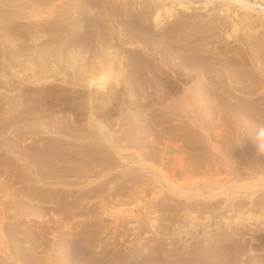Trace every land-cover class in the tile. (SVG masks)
Listing matches in <instances>:
<instances>
[{"label": "rangeland", "instance_id": "rangeland-1", "mask_svg": "<svg viewBox=\"0 0 264 264\" xmlns=\"http://www.w3.org/2000/svg\"><path fill=\"white\" fill-rule=\"evenodd\" d=\"M30 1L1 0L0 6L3 2L11 7L3 4L7 9L2 6L0 12L3 17L14 16L15 12L26 15L30 13L28 3L36 1L42 11L53 12L56 17L65 12L76 21L85 13L92 18L101 17L102 54L112 64L108 81L118 92L119 103L114 104L108 88L79 87L64 82L62 77H44L41 81L31 78L20 84L23 76L11 68L10 72L0 69V82L7 83V87L0 88V101L4 102L0 105V264H9L2 258L12 257L17 246L21 252L24 247L33 250L32 241L43 242L38 250L43 264H47L51 254L65 248L77 254L84 264H264V153L255 145L264 140V124L251 118L252 136L240 138L238 134L244 127L240 128L234 117L244 109L254 116L264 115V59L258 58L259 53H264V0H184L188 9L177 0H94V7L90 0ZM155 1L166 6L160 24L154 20L155 7L149 4ZM136 5L147 7V14L138 15ZM133 25L144 31V39L140 40V35L130 38ZM24 27L28 26L18 29L21 34L27 29ZM163 33L173 39L180 37L178 33L187 35L185 39L191 47L211 60L213 56L230 59L233 54L239 58L237 52L243 53L240 59L249 62L245 66L248 71L238 70L236 78L248 87L244 92L232 90L233 95H206L203 105L185 108L181 104L184 91L197 85L195 79L180 80L176 69L139 53L163 66L156 72L160 82L174 81L177 87L172 86L173 92L149 87L153 81H146L147 76L143 75L144 80L140 81H145V91L133 94L121 63L122 57L128 56L125 50L167 47L156 40ZM1 52L5 50L0 48ZM248 74L249 83L245 78ZM54 82L64 86V90L52 88ZM227 82L224 79L217 86L228 88ZM79 89L72 95V90ZM152 90L162 92L165 104L161 105L158 95H148ZM44 91L55 94L62 102L77 99L75 106L81 105L79 98L89 92L100 93L101 97L94 104H87L88 108L62 114L64 121L73 118L85 128L79 135L53 133L52 118H34L32 114L8 123L11 117L2 112L5 105L12 107L18 99L31 100ZM67 93L73 98H63ZM28 104L31 106L32 102ZM167 104H171V113ZM38 148L50 151L41 162ZM36 165L44 171L40 182L31 168ZM154 189H159V193L155 195ZM37 191L44 192L50 201L35 199L33 194ZM38 230L44 236H37ZM23 235L22 241L19 237ZM71 241L73 244L68 245Z\"/></svg>", "mask_w": 264, "mask_h": 264}, {"label": "bare ground", "instance_id": "bare-ground-1", "mask_svg": "<svg viewBox=\"0 0 264 264\" xmlns=\"http://www.w3.org/2000/svg\"><path fill=\"white\" fill-rule=\"evenodd\" d=\"M50 1H53V0H50ZM235 1L245 3L246 0H235ZM235 1L233 0L234 3H235ZM22 2H26V1H22ZM88 2L90 4H92V7L95 6L94 0H92V1L90 0ZM189 2L192 3L193 1L189 0ZM68 3H70V2H68ZM177 3L179 5H181L182 7L186 6L187 9L189 8V6H187V4L185 3L184 0H177ZM3 4L7 5V3L2 2V6H3ZM8 4H9V2H8ZM28 4L30 7V13H27L26 15H22V14H24V12H22L21 14H20V12H15L14 16L10 15V17H3L2 15H4V14H2L0 12V48H1V50H5V52L0 53V65H1L0 69L6 70L7 72H10V68H11L13 70V73L16 72L18 75L23 76V79H21L20 84L28 83L26 80L31 79V78L35 81L36 80L41 81V79L44 77L45 78H54V79L62 77V80L64 82H70V83H73L75 85H78L79 87L87 86L88 88H91L93 86H100L101 88H103V90L105 88H108L109 93L112 96H114L113 97V101H115L114 104L115 103L118 104L119 103V101H118V97H119L118 95L119 94H117L118 92L116 93V91H113L112 85H110V82L108 81V78L109 77L111 78V76H112V69H111L112 64L110 63V60L107 57V55L102 54V51L104 50V49H102V46L104 44V42H103L104 38H103L102 34H104V32H102V30H100V27H99V26L103 27L102 26L103 24H101V21H102L101 17L99 16L100 20H99V17L98 18L97 17L92 18L93 16L90 17L91 15L89 14L90 15L89 16L84 11L85 14L82 13L83 14L82 17L79 14L80 15V19L78 18L79 20L76 18L77 21H79V23H80L79 25H77L76 24L77 21L73 20V19H75V17L73 19H71L72 18L71 13L69 15L68 13L66 14V12H65L63 15H61V16L59 15V17H56L53 15V12L42 11L40 8L41 6L38 5L36 3V1H32V4H30V3H28ZM80 4H84V3H80ZM80 4H78V5H80ZM149 4L153 5L155 7L154 13H153L155 16L154 20L158 24L162 23L163 22L162 13H163V10H166V6L161 5L162 3L160 5H158V2H156V1L151 2ZM2 6H0V9H3V7L6 8V6H3V7ZM9 6H10V4H9ZM9 6L7 5V7H9ZM49 6H51V5H49ZM14 7H15V5H14ZM27 7H28V5H27ZM80 7H81V5L79 6V8ZM24 9H26V8H24ZM146 9H148V8L145 7L144 9H141V7H138V5H136L135 11L137 12L138 15L144 16V14H147ZM11 10H14V9H11ZM50 10H52V8ZM80 10H81V8H80ZM0 11H2V10H0ZM263 11H264V9H263ZM9 12H12V11H9ZM167 12H168V9L164 13L166 14ZM6 13H7V11H6ZM6 13H5V16H6ZM130 13H132V12H130ZM11 14H13V13H11ZM134 14H135V12H134ZM79 15H77V16H79ZM128 15H130V14H128ZM182 17H183V15H182ZM244 17H245V15H244ZM40 18H42L43 20H41ZM92 19H94V22L91 21ZM21 20H25V21L21 22ZM133 20H135V19H133ZM43 21H45V22H43ZM95 21L98 22L97 25H94V23L96 24ZM82 23H84V25ZM233 23H234V21H233ZM132 24H134V23H132ZM180 24L183 25L184 22H180ZM23 25L28 26V27H24L27 29H26V31L23 30V31H25L24 34H21L22 31L20 32L18 29H20ZM252 25H253V23H252ZM129 26L130 25H127V27H129ZM133 26L135 29L139 28V27H135V25H133ZM145 27L146 26H144L143 28H145ZM135 29L131 32L129 31L131 34L130 38L132 39V35L133 36H135V35L139 36L140 35L139 37L141 39L140 38L139 39L140 40L144 39L145 36L143 34L141 35V32H142V31L140 32L141 29H136V30ZM148 29H147V31H148ZM181 30L183 31V29H181ZM149 33H150V31H149ZM94 34L96 35V38L93 37ZM176 35H179L180 37L178 39H173L172 36H170V34L168 37H165L166 35L163 33L162 37L160 39H156V40H158V42H162V43L166 44L167 47H165V46L164 47H153V48L145 47L142 51H141V49H138L139 47L134 48L133 51H131L130 49L125 50V53H128V56L126 58L121 56L122 57L121 63L124 64V66H125L123 68V72H125L124 73L125 76L130 80V81L128 80L129 85H127V86L132 87V89H130V91L133 94L138 93L141 95V93H139V92L145 91V88L143 87V86H146V85H143V83L145 81H143V83L140 81V79L144 80V76L148 77V78L146 77L145 80L151 79L153 81V84L149 85V87L156 86L158 88V90H162V91H170V90L172 91V89H173L172 86H174L175 88L177 87L175 84L176 82L173 83L174 81H172V82L170 81L171 83L168 82L167 84L160 82L159 79L157 78L158 76H156V72L159 69H161L163 66L161 67V65L154 63L149 58L147 59L146 57H141L140 56L141 53L145 54L147 56L151 55V56L155 57L157 60L159 59L160 61H163L164 67H167L169 69H176L178 75L183 76L180 78L177 75V77L180 80H183L184 77H185L186 81L187 80L191 81V79H195L197 85L194 87H190L188 89H185V91H184L185 93L183 95V100H182L183 102L181 104L185 108H191L192 106L197 107L198 105H203L204 102L206 101V95H211V94H214V95L221 94L222 95V94H226L228 92H229V94L233 95V92H231L232 90L233 91H243V92L246 90V88L248 86L242 80H239L238 78H236V72L238 70H241V69H242L241 71H243V72L248 71V68H246L245 66L248 65L249 62H245V61L240 59V57L241 56L243 57L244 54L242 53L243 54L242 55L241 53H239L238 49H236L238 51L236 55H238L239 58H236L233 54L230 59L229 58L219 59L218 56H213L212 60H211V58L210 59L207 58L204 54H202V55L199 54V52H200L199 49H195V48L191 47L189 41H187L185 39L187 35L182 34V33H178ZM203 36H205V35H203ZM203 36H201V37H203ZM260 38H261V36H260ZM262 38H264V37H262ZM193 39H195V38H193ZM198 40H199V38H198ZM170 41H173V44H171ZM194 41H196V40H194ZM254 41H255V39H254ZM155 43H156V41H155ZM219 46H220V44H219ZM169 47H171L170 50H172V51H170L168 49ZM105 48H106V45H105ZM125 48H127V47H125ZM166 48L168 51L166 50ZM227 51H229V50H227ZM245 53H246V51H245ZM86 55H88V56H86ZM259 57L264 59V53H259L258 58ZM85 58H87V60H85ZM92 58H93V60H94V58H98V61H90V59H92ZM90 62H92V63H90ZM253 68H255V67H253ZM186 70H189V71H186ZM118 75H119V73L117 74V76ZM249 75L250 74L245 75L247 82H248V80L251 79L248 77ZM5 76H7V75L5 74ZM239 76H241V75L239 74ZM28 77H30V78H28ZM224 79H227L229 82V83L227 82L228 88L225 86H223V87L219 86L218 87L217 84H219V82H223ZM241 79H242V77H241ZM246 79H245V81H246ZM50 80H52V79H50ZM78 81H80V82L78 83ZM169 83H170V85H169ZM211 84H212V86H211ZM13 85H16V84H13ZM54 85L55 86L52 85L51 87L53 88V87L58 86L59 88L64 90V86H60V85L56 86V83ZM248 85L251 86V84H248ZM259 86H261V85H259ZM4 87H7V83L1 81L0 82V88H4ZM29 87H30V85L27 88H29ZM23 88H24V86H23ZM52 88H50V89L52 90ZM146 89H149V88H146ZM153 90L148 92L149 93L148 95H151V96L152 95L153 96L158 95L160 98L161 105L165 104V100H161L163 97L162 92L161 93H155V91H153ZM23 91H24V89L22 90V93H23ZM79 91H81V89L75 90V91L72 90V93H73L72 95L79 93ZM173 91H175V90H173ZM166 93H168V92H166ZM52 94H47V91H46L45 94H43L41 96L36 97V95H33L36 98L32 97L33 99H31V100L30 99L28 100L27 98H24V99L22 98L21 100L18 99L19 101L17 104L14 105V103H13L14 101L12 102L13 103L12 107H6V105L4 106V104H3L2 106H4V109L2 110V112L5 115L8 114L9 117H11V119H8V121H9L8 123H10V121L11 122L19 121V119H21V118L24 119L25 117L32 114L34 118H52L51 122L53 123V126H52L53 128L51 131L53 133H56L59 135H66V136L67 135H79L78 133L83 131L85 128L80 127L81 125L78 123V121L76 119H73V118L70 119L69 118L68 120L66 119L67 121H64L63 120L64 115L62 116V114L66 113L67 111H70V110L73 111V109H76V108L77 109H79V108L82 109L85 107L88 108L87 104L88 105L94 104L96 102V100L101 97V96H99L101 94L96 93V92H94V93L89 92L88 94L84 95V97H81L82 96V94H81V96H80L81 98H79L78 101H80L82 106L81 105H78V106L74 105L73 102H75V100H77V99H74L71 94L67 93L63 97V98H67V97H69V95H71L72 96L71 98H73V100H74L71 102H69V101L68 102H66V101L62 102L64 100H62V99H61L62 101L58 100L57 97L55 96V94L54 95H52ZM212 99H211V101H212ZM141 100H142V98H141ZM2 102L3 101L1 100L0 105L2 104ZM31 102H32L31 106H26L28 103H31ZM216 102L220 103L221 101H216ZM138 103L140 104L141 102H138ZM221 104L223 106H225V103L221 102ZM28 105H30V104H28ZM140 105H142V104H140ZM146 105H147L146 103L143 104V107H146ZM166 106L169 107V106H171V104L170 105L167 104ZM170 109H169V111L171 113L173 111V109H171V110ZM211 110L212 109H210V111ZM220 112H222V114H223V111H220ZM69 114H70V112H69ZM224 115H226V114H224ZM234 117L236 118V122L239 125V127L240 128L244 127L243 128L244 130H242L238 134V136L240 138H241V136H243V137L244 136H247V137L252 136L251 128L249 126L252 121L259 120L260 122H262L264 124V115L262 116V118L260 116H254L252 114V112H250V110H248V109H246V110L244 109V111L240 110L239 114L236 113V115H234ZM30 118H32V116H30ZM251 118H253L252 121H251ZM218 121H219V118H218ZM226 121H227V119H226ZM168 122H170V121H168ZM226 123H228V121ZM262 123H260V124H262ZM160 128H161V126H160ZM132 131L134 132V128ZM258 134H260V133H258ZM257 139H258V137H257ZM51 140H53V139H51ZM137 142H139V141H137ZM240 144H241V142H240ZM27 145H25L26 146L25 148H27ZM32 145L30 143V146H32ZM30 146L28 145L29 148H31ZM38 149H39L38 153L39 154L41 153V155H39V159H38V160H40V162H41V160L45 159L44 158L45 156L50 155V154H48L50 151L48 152L44 148H38ZM53 153H56V152H53ZM54 160H55V158H54ZM60 167H62V166H60ZM31 168H32V172L35 173V179L38 182H40L42 175L44 174L43 173L44 171L42 172L43 168H39V166H37V165L35 166V168L31 166ZM52 170H53V168H52ZM62 170H63V168H62ZM17 190L19 191V189H17ZM38 190H40V189H38ZM44 190H47V189H44ZM154 191H155V189H154ZM154 191H153V195H154ZM158 191H160V190L158 189ZM158 191L157 190L155 191V195L159 193ZM45 192H48V191H45ZM41 193H42V191H37V193H34L33 195L35 196V199H38L39 202L50 201L49 197H47L45 194H43L44 192L42 194ZM51 193H53V192H51ZM50 195H55V194H50ZM51 198H52V196H51ZM43 209H45V208H43ZM40 211H42V210L39 209V212ZM116 212H119V211H116ZM36 233H37V231L35 232V234ZM42 233H43V231L38 230L37 236H39V237L44 236V235H42ZM23 237H25V236L23 235V236L19 237V239L23 241V239H25ZM36 237H34V238H36ZM225 237H227V236H225ZM223 238H224V236H223ZM29 239H31V238H29ZM225 239H227V238H225ZM71 243H72V241L70 243H68V245H70ZM62 244L65 245L66 243L62 242ZM42 245H43V242H41V241L37 242L36 244H33V241H32L31 246H32L33 250H29V249L26 250L27 247L26 248L24 247L22 252L20 251V247L17 246V250L12 251L13 253L11 252L12 257L2 258V260L9 263V264H43L44 259L41 258L42 257L40 255L41 250L38 251L40 249V247H43ZM44 246H46V245L44 244ZM8 259L13 260L15 263L9 262ZM47 260H48L46 262L47 264H84V262H81L82 260L77 254L71 253V251L69 249H66V248L59 253L51 254V258H49Z\"/></svg>", "mask_w": 264, "mask_h": 264}, {"label": "clouds", "instance_id": "clouds-1", "mask_svg": "<svg viewBox=\"0 0 264 264\" xmlns=\"http://www.w3.org/2000/svg\"><path fill=\"white\" fill-rule=\"evenodd\" d=\"M255 145L260 153H264V140H258Z\"/></svg>", "mask_w": 264, "mask_h": 264}]
</instances>
